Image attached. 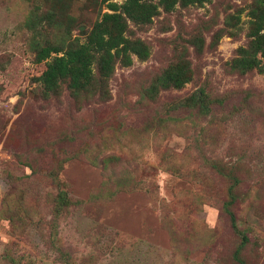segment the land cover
<instances>
[{"label":"rangeland","instance_id":"1","mask_svg":"<svg viewBox=\"0 0 264 264\" xmlns=\"http://www.w3.org/2000/svg\"><path fill=\"white\" fill-rule=\"evenodd\" d=\"M61 1L0 0V264H264V55L232 61L256 0L129 20L146 59L117 63L104 85L49 91L56 53L37 60L35 41L85 42L124 0ZM180 61L181 86L150 92ZM200 88L219 100L207 114L173 108Z\"/></svg>","mask_w":264,"mask_h":264},{"label":"trees","instance_id":"2","mask_svg":"<svg viewBox=\"0 0 264 264\" xmlns=\"http://www.w3.org/2000/svg\"><path fill=\"white\" fill-rule=\"evenodd\" d=\"M62 2L61 0H56ZM109 1V0H103ZM206 0H124L123 3L110 2L109 6L113 12H106L102 18L96 21L94 27L87 35L85 42L80 39H65L60 42H52L48 39L35 41L34 51H36L37 60L43 61L56 53L53 60L48 63L46 71L40 77V80L49 91L55 90L60 86L59 82L69 80L68 85L73 89L89 88L96 82L104 85L105 81L112 75L117 63L122 65H131L133 56L146 59L150 54L149 45L141 38H130L126 35L129 29V20L136 24H149L153 18L162 10L172 11L177 4L188 6L195 3H203ZM54 12L50 11L48 15L39 18L38 23H43L46 19L51 22L54 18ZM254 20H252V37L248 47H241L238 51L239 56L234 58L233 66L237 68L248 69L259 67L260 58L258 53L264 55V0H256V5L252 11ZM36 33L38 31L37 27ZM98 65L99 76L95 75L94 65ZM185 62H175L169 65L162 74L158 75L155 82L149 87L150 92H157L161 86L170 85L181 86L186 79ZM264 70V65L259 67ZM204 89L200 88L193 91L190 95L183 97L178 104H174L175 110L179 108L195 109L200 113H208L210 108L218 103ZM218 172L222 173L220 169ZM235 186V185H234ZM233 193V191H231ZM60 203L58 206L68 204L70 198L67 193L61 191ZM231 204L235 200V195L230 194ZM69 200V201H68ZM231 212V211H230ZM232 215V213H231ZM232 218L234 219L233 215ZM65 264H71L66 262Z\"/></svg>","mask_w":264,"mask_h":264}]
</instances>
